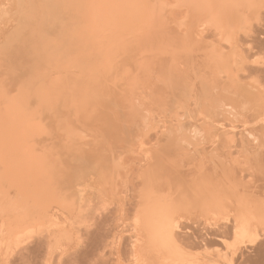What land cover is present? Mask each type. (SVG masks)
<instances>
[{"label": "rangeland", "instance_id": "374dc122", "mask_svg": "<svg viewBox=\"0 0 264 264\" xmlns=\"http://www.w3.org/2000/svg\"><path fill=\"white\" fill-rule=\"evenodd\" d=\"M149 1L144 0L142 8L153 2V0ZM167 1L169 3V0ZM19 2V0H0V43L6 37L2 34L7 35V32L15 25L12 23L16 22L17 17H15L16 14H13L17 11ZM171 4L169 5H174V9L167 5V10L165 9L166 11L163 10L162 12L163 15L161 10H159L160 7H155L157 5L148 7L150 8L149 13L157 17H160V15L163 17L162 20L166 23L163 33H166L165 36L167 34L170 36L168 41L172 40L171 45H175L179 41H181L179 45L183 43L188 45L186 47L188 56L184 57L182 55L183 57L174 59L172 54L163 47L165 45L164 42L167 40V35L165 38L163 37L165 40L158 36L141 43L137 41L138 45H145V48L135 50L137 53L133 51L136 56L130 55L132 53L130 49L127 51V49L121 47L117 48L115 54L124 55V57L129 56V59L128 57H123L124 60L127 58L125 65L123 63L116 67L114 64H110L111 56L101 58L103 65H106V69L113 72L114 76L102 79L98 84L99 87H93L98 92L96 93L93 90V96L87 94L88 97H86L84 106H81L84 102L81 99L84 97L82 95H86L87 91L83 89V85L80 90L82 89L86 92L77 91L79 89L77 87L80 84L78 83L74 84L73 89L72 87L70 88L72 90L69 89V93H78L77 96L76 93L73 95L75 98L71 96V101L74 99L72 101L73 106L72 102L67 100L68 106L65 107L63 105L61 107V104L59 106L61 110L56 105L59 111L54 108L56 111L54 112L51 107L48 108L49 111L36 112V116L39 115L34 127L36 148L34 147L32 151L36 153L38 160L46 161L47 165H44L46 167H36L35 163L30 162L29 154L19 153L18 150L14 149L15 146L12 141H3L0 136V264H134L129 245L132 240L130 236L133 234L130 233L134 222L133 218H135L139 208L136 201H144L146 195H151L165 202L170 200L169 203L179 204L181 203V194H183L182 190L190 181H195L196 178L199 179L200 177H207L212 182L221 180L220 183L226 182L225 185H233L242 200L241 203L250 206V209L256 206L257 201L264 203V130L260 131L258 128L262 123L261 119L259 120L260 122L255 120L256 117L254 115L257 112H255V104L254 106L253 103L251 104V100L248 99L247 95L241 97L243 94H247L245 90H252L253 87L257 89L260 86L257 83L258 79L261 84L262 82L264 84V73L262 74L264 70L262 71L261 69V67L264 69V66H262L261 61L257 62L264 53V46L261 49V45L264 44L260 42V39H264V22H261L262 24L260 25L258 20L252 19L251 28L248 27L250 29L247 30L246 28L244 29V31L246 30L245 32H238V35L231 38L228 43L226 41V43L224 41L221 42L224 43V46L230 45L226 46L230 55V58L227 57L229 59L227 61H231L230 68L233 67L232 69L229 68L228 74L230 77L226 73H221V76L218 74L219 76L216 77V73L213 75L214 71L211 68L213 65L211 57L218 52V50H215L216 48L220 49V47L216 46L218 43L217 37L213 36L210 31H207V33L205 31L206 34H203V32L199 33V36L194 34L191 37L188 36L189 32L182 33L183 28L185 29L187 25V31L195 29L198 25L193 23L192 18V21L189 18L186 20L187 13L186 11H184V14L180 13V11H183L181 7L178 9L175 3L173 4L172 2ZM4 11H7L6 15L8 11L10 12L8 16H3L5 14ZM178 12L179 15L177 14ZM172 14L176 15L173 16ZM12 15L13 17H11ZM182 15H185L186 19L183 17L185 20L181 18ZM177 17H180L183 23ZM3 18H6V20ZM178 21L182 24L180 25ZM186 21H191V23ZM192 23L196 27L193 26L192 28ZM194 29L192 30V32L194 31L193 33L196 32ZM184 32L186 31L184 30ZM261 33L263 34L262 36H260ZM202 34L203 36H201ZM204 35H206V38ZM194 36L197 37L195 40L198 41L196 44L199 46L196 45L195 47L198 48L193 47L194 50H192L190 47L194 46L195 40L191 39L192 37L194 39ZM129 37H131L132 41L136 39L132 37V33L125 34L123 38H120L129 41L126 39ZM202 37L205 38V41ZM186 38L191 39L189 41ZM121 39L118 40L120 41ZM185 40L188 41V44ZM208 40L213 41V44ZM106 41L101 37L99 42ZM191 41L194 42L191 43ZM214 41H217V43ZM233 43L234 45H231ZM221 49L227 53L226 50L224 51L225 48ZM261 50L263 51L261 52ZM222 51L220 50L219 52ZM1 52L0 94L2 97L6 95L7 97L15 98L19 93L18 89L20 86L19 81H15L16 77L20 74L19 72L23 76L25 70L17 69L12 61L13 59L11 57V60L9 58L6 59L7 55ZM259 53L262 54L260 55ZM99 55H102L101 51ZM175 62L177 65L173 66L172 63L175 64ZM10 64H12V67ZM9 68L12 69L10 70ZM20 70H23L24 74ZM225 74L227 78H224ZM71 75L75 76L74 74ZM247 83L248 85L250 83L251 87L250 85L249 87L251 89L248 86H244ZM207 85H210V88ZM236 89L237 91L234 92ZM6 91H8L7 94ZM79 93H82V95H79ZM246 97L250 103L246 102V99L244 100ZM83 100H85V97ZM62 103L65 104L63 101ZM97 155L98 158L96 157ZM107 156L109 159H105L103 162L105 165H102V158H107ZM114 161L118 165L117 170L114 166ZM120 162L121 165L119 164ZM106 163L109 166L107 170L105 168V166L107 167ZM109 164L114 167L115 171L112 168L110 169L111 166ZM79 168L81 169L79 170L80 173L82 171L83 174H86L82 175L86 179L82 184H79L82 181L77 182L78 185L76 181L80 180L82 176L79 178L78 175L80 173L78 171L77 174L75 170L77 171ZM108 170H112L114 173L119 171L117 179L114 177L118 173H115L116 175L112 173V180L108 178ZM141 172L143 173L141 174ZM137 173L140 174L138 175ZM75 174H77V180ZM119 176H123L126 181V178H128V182L126 183ZM121 179L124 181L122 182ZM151 180L153 183L155 182L154 185ZM157 185L164 190H160L161 194H159L160 191L155 193L159 190V187H155ZM54 188H57V190L53 191ZM77 188L84 189V192L82 191L83 196L86 197L84 200ZM59 190L62 198H65L64 193H67L66 197L69 195L67 201H64L66 198H63L64 200L61 199V201L58 200V198H61L59 197L60 195L58 196ZM141 197L142 200H139ZM103 201L105 204H103ZM100 202L108 210L107 208L102 209ZM231 203L232 200L229 205L230 208L227 206L220 208L215 214L209 213L211 215L206 216L209 222L205 220V217L198 214L196 211L198 209L193 208L190 211H181L183 216L181 221L182 224L185 223L182 225L184 226L182 229L184 228L183 230H186L185 232L192 238L195 235V239L190 240V242L187 239L188 235L185 239L187 241L181 239L183 242H187L186 245L191 244L192 241H194V244L203 243L204 245V242L200 241L203 238L200 237L203 236L205 238L212 231L210 234H215L216 229L209 224L212 221H216L221 228L223 227L224 233L229 234L225 235V238L227 236L229 239L226 238L228 240L226 242L230 241L227 244L232 245V250L234 249L233 252L228 254L229 256L226 252V245H223L222 239L217 236L219 234L222 237L220 227V232L216 234L217 237H211L210 235L207 238V240L211 238L217 241L216 243L214 241V245L213 243L212 245L210 244L213 240L210 239L209 242V245H211L209 247L214 249L215 252L207 246L208 250L206 249L205 252V247L203 250L202 247H199V244H196V247H199V249L197 248L198 250H194L196 248L194 244H192L194 247L192 245V247H187L185 244L181 246L180 242L182 243V241H180V238H178L180 242L177 240L173 241V243L178 242L179 246H177V243L170 246L172 248L175 247V249H177L176 247L183 249V246H185L183 251L186 247L192 248L191 251L186 249V254L187 250H189L188 254L191 256H188L191 259L193 257L191 264H209L210 262H213L212 264H218L219 262L221 264H243L244 260L249 261V259L251 260L249 264H259V262L264 264V256L261 255L264 254V245L262 246L264 237H260L257 240L242 238L241 241L235 243L234 236L232 235L231 238L230 235L232 233L229 232L232 230L230 229L226 232V228H224L227 227L228 230V226H225L226 217L232 211L235 214L238 212L237 210L235 211L234 202L233 204ZM51 205V209L54 210L50 209ZM93 206L101 209H95ZM42 207L44 209L46 207L44 212H41L43 211V209L41 210ZM47 208L50 209L48 211L51 213L53 211L55 216L48 212ZM55 209L58 210L56 211ZM97 209L104 214L103 217L102 213V215H99L105 220H103L104 224L102 225L99 224ZM79 210H83L82 213ZM40 213L44 215L42 216L43 218ZM233 213L230 215H233ZM95 220L97 221L95 222ZM87 222L88 224L90 222L97 224L98 228L94 227L96 224L93 225L94 228L90 226L91 229L97 231L96 233L94 232L95 234L93 230L91 231L92 233H88L85 230ZM253 222V225L257 224L255 221ZM80 230L81 234H79ZM88 231H90L89 227ZM82 232L89 237L86 238V241H84L85 238ZM142 233L145 234L144 231ZM78 234L84 238L82 239L84 241L82 245ZM91 234L94 236L97 234L96 237H99L98 239L92 237L96 240L93 246L87 243L89 239V242L93 244L94 240L90 238ZM48 236L50 237L48 238ZM197 238L199 242H196ZM85 242L86 245L88 244L93 249H90L91 247L87 249V251L91 250L90 253H85L86 249L84 247H88ZM236 244L240 246V249L236 251L237 253L234 248ZM170 246H166L168 247L166 249L163 246L157 247L151 243H144L141 259L144 257L145 260L143 259L141 262L143 264V261H145V264H162V257L167 258L173 255L176 258L175 256H180L181 251L176 252L175 249H172V252H170ZM257 247H259V250L263 248V252L257 251ZM254 248L257 250L255 251ZM200 249H202L201 252ZM111 251L115 252L113 253L114 255ZM208 251L209 254H212L209 255ZM193 253L194 255H192ZM216 253H219V255L217 254L219 258ZM231 254H234L232 256L235 258H231ZM256 254L261 256L256 257ZM207 255L214 261L209 259ZM178 256L177 259L181 258L183 260V257L180 256L178 258ZM185 258L184 261L188 260L189 263L190 258ZM223 258L228 259L223 261ZM181 259L180 261L184 262ZM201 259L203 262H200ZM233 260L236 261L234 262ZM216 261L219 262L214 263Z\"/></svg>", "mask_w": 264, "mask_h": 264}, {"label": "bare ground", "instance_id": "6f19581e", "mask_svg": "<svg viewBox=\"0 0 264 264\" xmlns=\"http://www.w3.org/2000/svg\"><path fill=\"white\" fill-rule=\"evenodd\" d=\"M19 1H20L18 3L19 5L17 4L18 9L16 8L17 6L15 7V9H17V11H18V15H17V11H15V13L12 12V13H14L13 15L16 14L15 17H17L16 22L12 23L15 25L12 27V29L9 32H7V35L2 34V35H4V37L5 36L6 37H5L4 41L2 40V43H0V51H2L5 55H7L6 59L7 58H9V60L13 59L12 61H13L14 65L17 69L20 68V69L25 70L24 71L25 74L23 73V70H20V71H22V74H24V75L21 76V72H19L20 74L17 73L19 76V77L17 76L18 79L16 76H14V77H16V80L15 79L14 80L15 81L18 80L19 84H20L19 89H18L19 93H18L17 97L10 98V97H7L6 95L2 97V95L0 94V136H1V139H3V141L4 140L9 141V142L12 141L13 145L15 146L14 149L18 150L19 153L29 154L30 162L35 163L36 167L39 166L41 168L46 167V166H44V165H47L46 161L38 160L36 158L37 155H35L36 153H33L34 151H32V150H34L33 148L35 147V141H36V138L34 139V133H35L34 127H35V123H36L35 121H36V119H38L37 117H39V115L36 116V112L37 111L44 112L45 110L49 111L48 108H51V107H52V111L56 112L54 110V108L57 109L56 105H58V109H60L63 105H65V107L68 106V104L66 103L67 100L71 101V96H72V98H75V96H73V95L76 93V92L74 94H72V92L69 93V89L71 87L73 89L74 84H78V83H80V84L77 87V88H79L77 91L80 90L82 85L84 86L83 89L87 91L86 92L82 89L80 90L82 92L84 91V93L86 92V95L85 94L82 95V93L81 94L79 93V95H82L85 97V100H83L84 97H82V99H81L82 101H84L82 104L80 103L82 106L86 102V99H87L86 97H88L87 94L93 96V90L96 93L98 92V91H96V89H93V87L98 86L99 82L102 79L111 78L114 76L113 72L108 71L106 69V65H103V63L101 62V60H102L101 58L111 56L112 59L110 60V64H114L116 67L122 65L123 63L125 65V60H127V58L125 60H124V58L128 57V59H129V56L127 55L124 57V55L115 54V50L117 48L121 47V48L127 49V51L130 49L132 53H130V52L129 53L131 55V54H133V51L135 52V50H137V49H142V48L144 49L145 48V45H138L139 43L137 41H139L141 43V42H145V41H149L151 39L157 38L158 36L161 38H163V37L165 38L168 34L165 36L166 33L165 34L163 33L164 32L163 30H165L164 28L166 27L165 21L162 20L163 17L161 15H160V17H157V16L150 14L149 13L150 8H148V7L157 5L155 7H158V8L160 7L159 10H161V14L163 15V13H162L163 10H165V9L167 10L166 6L172 5L171 3L173 2V4L175 3V5H177L176 8L180 9V7H181V9L183 10V11H180V13L184 14V11H186V13H187L186 18L187 19L185 18V15H182L181 18L184 17L186 20H188V18L191 20V18H192L193 23H196L198 25L197 27H199V28H197L196 25L192 23L191 24L192 28H193V26H195L196 28L195 29L193 28V29L196 32L193 33L194 32V31L192 32L193 29H190L189 31H187V26H188L187 25L185 29L183 28L182 33L189 32L188 36L191 37L194 34L196 36H199V33L201 34L203 32V34H204L205 31H206V33H207V31H210L213 36L217 37L218 43H217V41H214V42L217 43L216 46L220 47V49L214 47V48H216L215 50H218V52L216 51L217 53L214 54L213 57H211V59L213 60V65H212V67L210 66L214 71L213 75L216 73L215 74L216 77L219 76L218 74H220V76H221V73L222 74L223 73L228 74L229 70L232 69V67H233L231 65L232 67L230 68V62L231 61L230 62L227 61V60H229L227 57L230 58V55H229V50L227 51V49H226L227 48L226 46H230V45L224 46L223 45L224 43H221V42L226 41L228 43V42H230L229 40H231V38L236 37V35H238L237 34L238 32L244 31V29H246V28H247V30L250 29L252 19L258 20L260 22V25L262 24L261 22H264V0H169V3L167 0H153V2L150 5H148L147 7H144V8H142V4H143L144 0H19ZM147 1H149V0H147ZM171 7H173V8H171ZM170 8L174 9V5L170 6ZM178 9H177V11H178ZM6 12L7 11H4L5 14L2 13L3 16L4 15L8 16V14L10 13L8 11V13L6 15ZM175 12H176V9H175ZM175 12L173 11V13H175ZM177 14L179 15V12ZM13 15L11 17H13ZM167 15H168V13H167ZM175 15H173V16H175ZM164 17H165V15H164ZM1 18H2V16H1ZM177 18L179 19L180 17H177ZM181 18L179 20H181ZM184 18H183V20H185ZM3 19L6 20V18H3ZM4 21H3V23H5ZM191 21H189V22L186 21V22L191 23ZM178 22L180 24V21H178ZM182 23H183V21H182ZM189 27H191V26H189ZM248 27H250V28H248ZM200 28H201V30L199 31ZM184 30L186 32H184ZM130 33H132L133 38H136L135 41H132L131 37L126 38L129 41L121 39L125 36V34H130ZM160 34H161V36H160ZM203 34L201 36H203ZM2 35H1V37H2ZM262 35L263 34L261 33L260 36H262ZM168 36H167L166 42H164L165 45H163L164 49L166 51H169L172 54V57L174 59L177 57H181L182 55H184V57H185L188 54V51L186 52V47L188 45H185V43H183L182 45L180 44L181 45V47H180L179 43L181 41H179V43H177L178 45L177 44L171 45L172 40L168 41V40H170V39H168V38H170V36L169 37ZM205 36L206 35H204V37ZM89 37H91V38L89 39ZM101 37H103L107 41L106 42H99ZM204 37H202V38L205 41L206 37L205 38ZM195 38H197V37L194 36V39H193V37H192V39L191 38H188V39L190 41V39L195 40ZM118 39H121V40L119 41ZM171 39H172V37H171ZM187 40H185V41L188 44ZM210 40H208V41L213 44V41H210ZM213 40H215V38H213ZM260 40H258V41L262 42L261 44H264V39H260ZM238 41H237V43H238ZM193 42L191 41V43H193ZM197 42L198 41L195 40L194 46L190 47V48H192V50H194L193 47L198 45V44H196ZM231 45H234V43ZM263 46L264 45H261V49H263ZM195 48H198V47H195ZM221 48H225L224 51L226 50V52L228 54L223 52ZM259 48H260V46H259ZM97 50H100L102 52V55H99L100 51H97ZM220 50L222 52H219ZM262 51L263 50H261V52ZM135 53H137V52H135ZM191 53H192V51H191ZM259 54L261 55L262 53H259ZM227 55H229V56H227ZM133 56H136V54L135 55L133 54ZM10 57H11V59H10ZM261 57H260L261 59L260 60L258 59L257 62L261 61L262 66H264V53ZM6 62H7V60H6ZM126 62H128V61H126ZM172 65L176 66L177 63L176 62H175V64L172 63ZM10 66L12 67V64H10ZM6 67H7V64H6ZM9 69L11 70L12 68H9ZM261 69H262V71L264 70L262 67H261ZM10 70H9V72H10ZM207 70H208V68H207ZM257 70H259V69H257ZM7 73H8V70H7ZM10 73H9V75H10ZM263 73L264 72H262V74ZM71 74H74L75 76H72ZM226 74H225L224 78L226 77ZM12 76H13V74H12ZM227 76L230 77L229 74ZM8 78H9V76H8ZM232 81H233V79H232ZM206 82H207V80H206ZM233 82H235V81H233ZM219 83H220V81H219ZM257 83H259V85H260V86L258 85L259 87L257 86L258 88L256 87L257 89H255V87H253L252 90H248L246 88L247 90H245V91L247 94H243V96H241V97H245L247 95L248 99L251 100V104L253 103V106L255 104L256 107L254 106V108L256 109L255 112L256 111L257 112L255 113V115L254 114L253 115L256 117L255 120L259 121L261 119L262 123L259 125L258 128L260 131H263L264 130V84H263V82L261 84V82H259V79H258ZM234 85H235V83H234ZM249 85H250V83H249ZM249 85L247 83L244 86L249 87ZM207 86H205V87H207ZM209 86H208V88H210ZM236 87H237V85H236ZM250 87H251V85H250ZM250 87H249V89H251ZM75 88H74V90H76ZM72 89H70V90H72ZM4 90H5V88H4ZM74 90H73V92H74ZM238 90H240V89H238ZM236 91H237V89L234 92H236ZM7 92L8 91H6V94H7ZM241 94H242V92H241ZM77 95H78V93H76V96ZM236 95H237V93H236ZM245 99H246V102H248L247 97L244 98V100ZM81 100H80V102H82ZM252 100H253V102H252ZM62 101L65 104H63ZM57 102H58V104H57ZM71 102H70V104H71ZM248 103H250V102H248ZM33 104H34V106H33ZM60 105H61V107H59ZM73 105L74 104L72 102V106ZM257 108H258V110H257ZM256 114H257V116H256ZM258 117H260V118H258ZM253 119H254V117H253ZM26 148H28L30 150H28V149L26 150ZM35 151H36V149H35ZM96 157L98 158V155ZM105 159H109L108 156H107V158H102V163H101L102 165H105V163H103L105 161ZM49 160H50V158H49ZM91 160H92V158H91ZM50 162H52V161H50ZM115 162L116 161H114V166L116 167V170H117L118 165L115 164ZM119 164L121 165V162ZM106 165H107V167L105 166V168L107 170V169H109L108 163H106ZM75 166H77V165H75ZM79 166H80V164H79ZM110 166H111L110 169L112 168V170L115 171L114 167H112V165H110ZM225 168H228V167H225ZM82 169H83V167H82ZM79 170H81V169L79 168L77 171L75 170V172L77 173ZM112 170H108L109 172L107 171V177L110 179H111L112 173H114ZM78 173H80V171ZM115 173L116 174L118 173V174L116 175ZM115 173L113 174V175H116L114 178L118 177L119 171L115 172ZM142 173L143 172H141V174ZM152 173H151V176H152ZM77 174H75L76 177H77ZM79 175H78V177L80 178L82 175H86V174H83V172L81 171V173ZM123 176H119V177H122V179L125 180V178H123ZM78 177L76 178V180L78 179ZM136 177H138V176H136ZM153 178L156 179L155 177H153ZM158 178H159V176H158ZM70 179H71V177H70ZM85 179H86V177H85ZM85 179L82 176L80 180H78V181L74 180V181H76V184H78L77 182L82 181L79 183V184H82ZM122 179H121V181H122ZM126 179H127V181L126 180L125 181L127 183L128 178H126ZM220 181L219 182H212L207 177H200L199 179L196 178L195 181H190V183L187 184V186L182 190L183 194H181V201H180L181 203H179V204L169 203L170 200H169V202H165V201H162L161 199H159L157 197H153L151 195H146L144 201H140V202L136 201L137 206H139V208L137 210V214L135 213L136 214L135 218H133L134 222H133V225L131 226L132 231L130 232L133 234H131L132 236H130V239L132 238V240L130 241V245H129L130 250H131V254H132L131 256H132L134 264H138L139 262L141 264L142 263L141 260L144 259L143 256H142L143 258L141 259L144 243H151L157 247H160V246L166 247L168 245L173 246L174 243H177V246H179L178 242L182 241L181 239L185 240L189 236V234H187L185 232L186 230L184 231L183 230L184 228L182 229V227H184L182 225H184L185 223L182 224L181 218L183 216L181 214V211H183V210L184 211L185 210L190 211V209L193 210V208H195V209H198L196 211L198 212L199 215H202V217L206 218V216L211 215L209 213L215 214L216 211L219 210L220 208L227 207V206L230 208L229 205H230L231 200H232L231 204H233V202L235 204L234 205L236 207L235 211L237 210L238 212H237V214H235V213H233V211L231 209V211H232L231 213H233V215H230L231 214L230 213L226 217L227 222L225 223V226H228V230H227V227H224V228H226V232H228L230 229L232 230L229 232L232 233L230 235L231 238H232V235L234 236L235 243L238 241H241L242 238H249V239L252 238L253 240H257L260 237H264V203L257 201V203L255 204L256 206H253V208L250 209V206L244 205L241 203L242 200L239 198L238 193L235 190L233 185H231V184L225 185L226 182L220 183ZM151 182H152V180H151ZM154 184H155V182L153 183V185ZM156 184H157V181H156ZM158 185L155 187H157V188L159 187V190L155 193H158L160 190H163L162 188L160 189V186H158ZM149 186H151V185H149ZM47 188H49V187H47ZM49 190H51V189H49ZM55 190H57V188H54L53 191H55ZM78 190L77 191L81 193L82 199L84 200V198H86L83 196L84 189H78ZM72 191H74V190H72ZM59 193H60V190L58 192V196L60 195ZM66 194L67 193H64L66 200H64L65 199L64 197H63L64 199L62 198V196H61L62 194L59 196L61 198L60 199L58 198V200L61 201V199H62L64 201H67L68 200L67 198L69 197V195L66 197ZM97 194H98V192H97ZM97 194H95V195H97ZM159 194H161V191ZM77 195H78V193H77ZM156 195H158V194H156ZM263 195H264V193H263ZM70 196H71V194H70ZM260 196H262V195H260ZM89 197H90V195H89ZM82 199H81V201H82ZM79 200H78V203H79ZM139 200H142V197ZM229 200H230V202H229ZM100 204H101L100 206L102 207V209L107 208L106 206H103L101 202H100ZM103 204H105L104 201H103ZM138 204H140V205H138ZM97 206L96 207L93 206V207H95V209H96L99 207V206L98 207ZM51 207H52V205L50 206V209H51ZM54 207H56V206H54ZM42 209H43V211H41V212H44L46 207H45V209L42 207L41 210ZM48 209L49 208H47V211H48ZM82 209H84V208H82ZM98 209L96 211L99 213L98 214V216H99L102 213V211L100 212V211H98ZM51 210H54V209H51ZM55 210L57 211L58 209H55ZM107 210H108V208H107ZM109 210L111 211V209H109ZM56 211H55V213H56ZM82 211L83 210H79V212H81V213H82ZM104 211H105V209H104ZM196 211H195V213H197ZM48 212H50V211H48ZM41 214L42 213H40V215ZM51 214L53 215V211ZM51 214H50V216H51ZM42 216H44V215H41V217ZM48 216H49V214H48ZM53 216H55V215H53ZM103 216H104V214L102 215V217ZM216 216H217V214H216ZM100 217L101 216H99L100 223H99V221H98V223L102 225V224H104L103 223L104 218L102 219V217H101V219H100ZM196 217H197V215H196ZM93 218L95 219V217H93ZM207 219L208 218H206L205 220H207ZM97 220H95V222ZM253 221H255L257 224L253 225V223H254ZM78 222H76V223H78ZM91 222L89 224L87 222V225L85 224L86 227L84 226L86 228L85 230H87L88 233L93 230V229H91L90 226L93 227V225L96 224V223L92 224ZM105 223H107V222H105ZM209 225L213 226V228L216 229L215 230L216 232H214L215 234H213V235L210 234L213 231L210 232L209 234L208 233L207 234L209 236L211 235V237L212 236H215V237L219 236V238L222 239L221 242L223 241V243H224L223 245H226V248H227V251H226L227 255L230 254L231 252H233L234 249L232 250V245L227 244L230 241L226 242L229 240L227 238V236H226V238L228 240L225 238V235H227L228 233L227 234L224 233L223 227L221 228L220 225H218L216 223V221L215 222L212 221V223H210ZM214 226H217V227H214ZM229 226H231V228H229ZM88 227H89L90 231H88ZM94 227L98 228L97 224ZM185 227L187 228V226H185ZM219 227L222 230L221 232L219 230ZM94 230H93V233L94 232L96 233L97 231H94ZM178 230H179V232H178ZM77 231H78V229H77ZM143 231L145 232L146 235L142 233ZM79 232H77V233L81 234V230ZM219 232H220V234H222V237H220L219 234L216 236V234ZM79 234H78V236L80 238V242H82L81 243V245H82V244H84L83 242L87 240L86 238H89V237L87 234L85 236L82 232V234L84 235V238H85L84 239ZM198 235H200V234H198ZM96 236H97V234H96ZM96 236L91 234L90 238L96 237ZM194 236H193V238L190 236L187 238L189 240V242H190V240L195 239ZM205 236H207V235H205ZM209 236H207L205 238L203 236L200 237V238H203V239H200V241L202 240L201 242H204L205 246L201 242H200L201 244H199V243L194 244V241H192L191 244L189 243L188 245H190V246H188V245H186L187 242L185 243V241H187V240H185L184 242L182 241V243L180 242V244H181V246L183 244H185V246H187V247H192L193 246L192 244H194V246L196 247V244L197 245L199 244V247L200 248L202 247L203 250L205 247V252H206L207 247L210 250L212 249L209 246H211L212 243L214 245V241H215L211 238L210 239L213 240V242H210V239L207 240V238ZM49 237L50 236H48V238ZM175 238H177V239H175ZM178 238H180V241L178 240ZM82 239H84V241H82ZM204 239H206V240H204ZM92 240H94V238H92ZM176 240L178 242L173 243V241H176ZM94 242L96 243V240L93 241V244H91L92 242H89V239L87 241V243L88 244L90 243L89 245H92V246L94 245ZM196 242H199V239ZM209 242L211 245H209ZM216 242L217 241H215V243ZM113 243L115 244V242H113ZM117 243H118V241H117ZM85 245H86V242H85ZM89 245L86 248L84 247V249H86L85 253H87V252L90 253V251H91L90 249H92V247ZM119 245H117V246H119ZM200 245H203V246H200ZM263 245L264 244H262V246ZM171 246L169 248V249H171L170 252H172V249H175V247L172 248ZM185 246H183V249ZM187 247H186V249H190ZM199 247H196L194 250H196L197 248L199 249ZM259 247H257V249ZM88 248H90L89 251H87ZM176 248L178 249V247H176ZM234 248H235V252L238 249H240L239 244H236V246H234ZM147 249H148V247H147ZM166 249H168V247H166ZM177 249H175L176 252H180V251H181V253L183 252L182 254L181 253L179 254L181 257H183V260L180 258V256L177 255L178 258H180L182 261H184V257H186L185 259L190 258L188 256V255H190V254H188V252H190L192 250V248L190 249V251L187 250L188 251L187 254H186V249L184 251L181 247L179 248L180 250L178 249V251H177ZM202 249H200V252ZM257 249L254 248L255 251ZM212 251H214V249H212ZM217 251H219V250H217ZM257 251L263 252V248H262V250L258 249ZM198 252H196V253H198ZM200 252H199V254H200ZM205 252H203V253H205ZM221 252H219V253L221 254ZM111 253L113 254L115 252L111 251ZM219 253H216V255L217 254L219 255ZM208 254H209V251H208ZM210 254H212V253H210ZM213 254H215V253H213ZM234 254H231V256ZM257 254H256V257H258L261 253L259 255H257ZM192 255H194V253ZM209 255H207V257ZM218 255H217V257H218ZM261 255L264 256V254H261ZM115 256H117V255H115ZM177 256H175L176 258H174L173 255H170L167 258L162 257L163 258L162 264H191L193 261V257H192V259L191 258L189 259L191 261V262L189 261V263H188V260H186V262L185 261L181 262L180 259H177ZM202 257H204V256H202ZM222 257H223V254H222ZM233 257L234 256H232L231 258H233ZM246 257H245V259H246ZM117 258H119V257H117ZM209 259H211V257ZM226 259H228V258H226ZM226 259H224L223 261H225ZM205 260H206V258H205ZM211 260H213V259H211ZM249 261L251 262L250 259H249ZM249 261L244 260L243 264H249ZM143 262L145 264V261H143ZM200 262H203V260L201 259ZM217 262H219V261H216L214 263H217ZM246 262H248V263H246ZM256 264H258V263H256ZM259 264H261V263L259 262Z\"/></svg>", "mask_w": 264, "mask_h": 264}]
</instances>
